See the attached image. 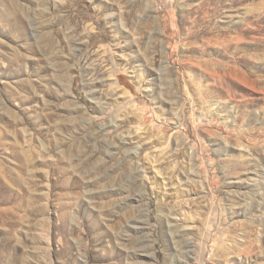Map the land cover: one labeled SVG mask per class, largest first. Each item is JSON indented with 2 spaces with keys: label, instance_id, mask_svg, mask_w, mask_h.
<instances>
[{
  "label": "rangeland",
  "instance_id": "obj_1",
  "mask_svg": "<svg viewBox=\"0 0 264 264\" xmlns=\"http://www.w3.org/2000/svg\"><path fill=\"white\" fill-rule=\"evenodd\" d=\"M0 264H264V0H0Z\"/></svg>",
  "mask_w": 264,
  "mask_h": 264
},
{
  "label": "bare ground",
  "instance_id": "obj_2",
  "mask_svg": "<svg viewBox=\"0 0 264 264\" xmlns=\"http://www.w3.org/2000/svg\"><path fill=\"white\" fill-rule=\"evenodd\" d=\"M92 82H90L89 80H87V82H86V84H85V87H87V88H89V89H91L92 88ZM212 90V89H211ZM207 92H209V93H207ZM206 93L207 94H211L212 93V91H206Z\"/></svg>",
  "mask_w": 264,
  "mask_h": 264
}]
</instances>
